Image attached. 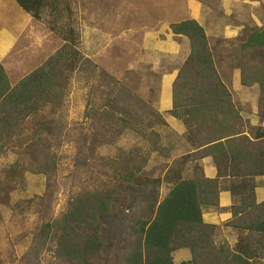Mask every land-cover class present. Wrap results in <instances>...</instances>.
Returning <instances> with one entry per match:
<instances>
[{
  "label": "rangeland",
  "instance_id": "1",
  "mask_svg": "<svg viewBox=\"0 0 264 264\" xmlns=\"http://www.w3.org/2000/svg\"><path fill=\"white\" fill-rule=\"evenodd\" d=\"M243 1H254L256 5L254 11L247 3L233 9L236 13L230 21L242 24L241 35L235 40L213 38L211 47L208 43L217 74L228 83L235 71L240 75V44L249 32L264 28V0ZM120 2L112 0L110 32H92L91 36L74 32L75 49L90 63L84 64V71H79L78 65H67L62 103L33 113L0 156V190L7 194L0 200V264H31L25 256L41 225L60 217L78 193L107 184L112 174L109 164L124 163L134 151L147 159L136 176L138 181L146 188L159 182L161 197L171 187L164 179L170 174V144L190 141L195 123L190 119L187 124L185 117L177 119L186 129L184 135H177L157 111L161 75L175 70L155 65L152 50L143 43V32H119L115 13ZM133 2V8L138 6L139 0ZM48 22L44 20L47 26ZM53 28L56 29L55 20ZM35 33L30 40L21 38L3 61L12 86L60 50L65 44L63 39H70L69 32ZM190 96L187 93L185 100ZM123 120L127 121L126 127ZM35 144L41 146L42 158H47L52 167L49 175L37 170ZM180 169H184L183 165ZM237 232V244L229 246L224 242L219 248L243 255L241 250L248 248L242 247L245 240L256 236ZM250 249L251 253L255 250ZM255 253L253 261L264 264V254ZM37 264L69 263L59 259L54 244H49Z\"/></svg>",
  "mask_w": 264,
  "mask_h": 264
},
{
  "label": "trees",
  "instance_id": "2",
  "mask_svg": "<svg viewBox=\"0 0 264 264\" xmlns=\"http://www.w3.org/2000/svg\"><path fill=\"white\" fill-rule=\"evenodd\" d=\"M15 1L35 20L40 19L41 5L31 0ZM170 28L173 34L186 37L190 46V54L172 84L170 114L179 120L191 117L201 132L206 122L215 124L219 112L231 105L230 94L217 74L202 27L187 20L171 24ZM69 34V41L63 39L65 44L60 50L13 86L0 63V156L33 113L62 103L67 65H78L79 71H84V64L90 63L75 49L72 33ZM239 53L240 83L245 87L258 86V117L264 122V28L249 32ZM187 93L191 96L185 100ZM190 104L195 105L192 110ZM198 107L201 114L194 116ZM189 121L185 120L187 124ZM122 122L126 127L127 121ZM204 132L206 145H212L210 149L222 139L239 135L238 130L216 128ZM36 145L37 170L49 175L52 167L47 158H42L41 146ZM245 161L251 168L250 175L264 176V140L248 149ZM146 163L147 159L134 151L124 163L109 164L112 174L108 183L78 193L60 217L44 222L25 257L37 264L47 245L54 244L55 255L69 264H173L171 253L178 249H188L191 255L189 262L181 264H259L249 257L254 258L256 251L264 254V202L256 204L252 190L240 197L239 205L231 207L232 219L227 226L256 237L245 240L248 248L241 250L243 255L232 253L214 245L216 227L202 220L203 208L218 207L219 179L223 175L220 168L217 166L216 179L179 176L173 180L171 169L164 178L171 187L161 197L159 182L146 188L136 178ZM0 191V200L7 198L5 191ZM251 247L255 249L253 253Z\"/></svg>",
  "mask_w": 264,
  "mask_h": 264
},
{
  "label": "crops",
  "instance_id": "3",
  "mask_svg": "<svg viewBox=\"0 0 264 264\" xmlns=\"http://www.w3.org/2000/svg\"><path fill=\"white\" fill-rule=\"evenodd\" d=\"M31 1L43 8L39 20H35L31 14L24 11L15 0H0L2 66L11 51L19 45L20 39L30 40L35 32H71L72 41L75 37L74 32H86L87 36L93 35L92 32H110L112 0ZM243 3H247L251 11H254L256 3L243 0H139L138 6L134 8L133 0H121V7L115 13L120 24L119 32H143V43L149 47L150 52L152 50L155 65L175 70L161 75L157 111L162 115L166 125L177 135H184L186 129L170 115L173 108L172 84L179 67L190 54V46L187 38L173 34L170 26L187 20L195 21L202 27L209 46L213 38L235 40L241 35L244 27L242 24H236V21L231 22L230 18H234L236 13L233 9ZM238 9L241 10V7ZM44 20H49L48 26ZM252 20L256 23L255 15H252ZM223 80L221 79L230 94L231 105L219 112L215 124L206 122L204 130L200 129L201 132L194 126L189 133L190 141L170 144L172 156L168 169H175L174 179L179 176L183 179L196 176L216 179L217 166L220 168L223 175L219 179L218 207L202 209L203 222L216 227L213 239L214 245L218 248L223 246L224 242L229 246L239 242L238 230L228 227L227 224L232 219L231 207L240 204V197L252 190L255 203L264 202V176L250 175L248 172L251 168L245 161L248 149L264 140V137H261L264 136V122L257 115L258 86H242L239 71H235L230 83ZM195 99L197 98H193ZM188 107L192 110L195 105L190 104ZM200 108L194 110V116L195 113L201 114ZM185 118L190 120L191 117ZM213 128L222 131L238 130L239 135L222 139L215 143L216 147L210 149L212 145H206L207 134L204 131ZM182 144L184 148H181ZM181 165L184 169L178 170ZM244 246L245 244L242 247ZM171 259L173 264L187 263L191 260V255L188 249H178L171 253ZM249 259H253V256Z\"/></svg>",
  "mask_w": 264,
  "mask_h": 264
}]
</instances>
